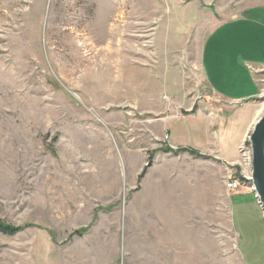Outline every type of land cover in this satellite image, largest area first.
I'll list each match as a JSON object with an SVG mask.
<instances>
[{"label":"rangeland","instance_id":"374dc122","mask_svg":"<svg viewBox=\"0 0 264 264\" xmlns=\"http://www.w3.org/2000/svg\"><path fill=\"white\" fill-rule=\"evenodd\" d=\"M222 19L199 0H0V223L19 229L0 264H250L264 212L251 184L226 189L249 137L220 167L163 131L263 115L264 76L234 103L203 79Z\"/></svg>","mask_w":264,"mask_h":264},{"label":"crops","instance_id":"0c3cea01","mask_svg":"<svg viewBox=\"0 0 264 264\" xmlns=\"http://www.w3.org/2000/svg\"><path fill=\"white\" fill-rule=\"evenodd\" d=\"M199 2L215 17H223L203 46V79L207 87L225 103L257 99L264 76V0ZM222 113L216 121L210 122L202 110H198L196 119L184 130L183 137L176 134L170 121H166L163 131L170 134L172 147L189 146L202 156L215 157L220 167H228L237 162L238 147L249 137L256 121L244 118L231 124L230 128L227 113ZM261 230L263 234L258 240L251 233H245L246 240L243 235L241 238L242 243L246 241L250 264H264L263 225Z\"/></svg>","mask_w":264,"mask_h":264},{"label":"water","instance_id":"95a60500","mask_svg":"<svg viewBox=\"0 0 264 264\" xmlns=\"http://www.w3.org/2000/svg\"><path fill=\"white\" fill-rule=\"evenodd\" d=\"M252 155V189L264 212V113L255 122L249 135Z\"/></svg>","mask_w":264,"mask_h":264},{"label":"built area","instance_id":"2783aa9c","mask_svg":"<svg viewBox=\"0 0 264 264\" xmlns=\"http://www.w3.org/2000/svg\"><path fill=\"white\" fill-rule=\"evenodd\" d=\"M239 151L243 159V164L240 163L243 175L242 177H239L233 173L229 176L228 179H226V189L230 193L240 190L242 186H245L247 184H251L252 186V155L250 147L243 144L241 145ZM232 166L233 165H231V167Z\"/></svg>","mask_w":264,"mask_h":264},{"label":"trees","instance_id":"16d2710c","mask_svg":"<svg viewBox=\"0 0 264 264\" xmlns=\"http://www.w3.org/2000/svg\"><path fill=\"white\" fill-rule=\"evenodd\" d=\"M19 231L18 228H13L0 223V233L5 235H15Z\"/></svg>","mask_w":264,"mask_h":264}]
</instances>
